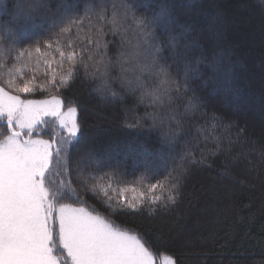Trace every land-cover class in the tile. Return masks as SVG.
<instances>
[{
	"label": "snow or ice",
	"instance_id": "obj_1",
	"mask_svg": "<svg viewBox=\"0 0 264 264\" xmlns=\"http://www.w3.org/2000/svg\"><path fill=\"white\" fill-rule=\"evenodd\" d=\"M73 4H61L52 13L47 0H0V8L12 9L10 22L0 23V264H153V254L143 236L97 211L84 194H102V203L111 215L140 211L146 201L167 210L169 203H176L181 180L188 172L183 162L191 158L190 163H205L206 158L197 161L190 151L181 156L182 163L165 178L167 187L175 191V196L169 195L167 200L159 195L146 197L143 192L139 198L127 200L123 190L117 199L109 192L115 191L111 181L119 182L121 174L118 170L101 174V169L111 163L110 153L103 150L104 141L87 135V128L78 119L77 106H65L57 96L35 100L20 94L70 86L78 67L83 68L85 81H98L94 89L97 93L117 96L119 93L111 87L115 80L126 92H139L138 101H147L146 107L156 111H146L142 119L125 126L142 127L144 120L151 121L150 127L159 129L167 143L183 132V122L173 105V90L176 98L186 97L185 115L208 106V100L191 87L201 79L200 65L207 58H194L190 52L194 47L187 41L191 26L180 25L178 31H171L170 26L179 21L173 19L171 5L166 2L151 16L142 17L136 12L151 4L139 0H113L111 17L104 0L98 7L89 5L82 14H78V0ZM45 24L46 39L20 46L23 40L42 32ZM106 24L112 25L113 35L121 36L115 77L113 62L107 58ZM131 25L135 26L134 44L126 35ZM157 28H161V34L168 33L166 40L157 35ZM53 53L58 54V60ZM34 54H39L36 69L41 63L49 69L53 63L62 66L68 62L71 67L66 73L53 69L50 77L38 82ZM168 60L182 65V78L172 76ZM207 66L213 75L202 87L215 83L218 94L223 92L239 111L242 101L233 86L234 61L218 53ZM29 72L33 74L25 78ZM213 120L223 126L215 116ZM164 121H170L167 131ZM140 153L146 165L150 159L164 158L163 153L143 146ZM158 186L163 190L166 185L162 181L150 183L148 193ZM156 211V207L149 209V216Z\"/></svg>",
	"mask_w": 264,
	"mask_h": 264
},
{
	"label": "trees",
	"instance_id": "obj_2",
	"mask_svg": "<svg viewBox=\"0 0 264 264\" xmlns=\"http://www.w3.org/2000/svg\"><path fill=\"white\" fill-rule=\"evenodd\" d=\"M47 2L52 13L61 4H73V0ZM139 2L150 3L151 7L140 8L136 12L137 17L151 16L161 3L170 4L173 19L179 21L178 25L170 26L171 31H178L180 25L191 26L187 41L194 47L190 52L195 54L194 58H207L200 65L201 79L191 85L208 100L207 107L193 115H185L186 97L176 98L173 90L177 118L183 122V132L179 137L164 143L160 130L151 128V121L147 120L143 121L142 127H126V123L142 119L146 111L156 109L146 107L147 101L139 102V92L123 90L119 80L111 83L119 93L117 96L95 92L98 81H85L83 68L78 67L70 86L49 87L45 91L20 95L35 100L57 96L65 106H77L78 119L87 128V135L104 141L103 150L110 153L111 163L101 169V174L117 170L121 174L119 182L111 181L115 191L109 192L117 199L123 190L127 200L139 198L142 192L146 197L159 195L162 200H167L169 195L175 196V191L167 187L169 182L165 178L168 172L182 163L181 156L190 151L197 161L206 158L205 163H190L191 158L183 162L188 172L181 180L176 203H169L167 210L146 201L140 211L111 215L102 203V194H84V199L97 211L122 228L133 229V234H141L156 264H163L165 256L172 258L175 264H264V0ZM100 3L101 0H78V14H82L89 5L98 7ZM112 3L113 0H104L108 17H111ZM11 17L10 7L7 10L0 8V23H9ZM111 27V24H106L108 34L104 40L108 42L107 58L113 62L112 77H115L118 75L116 60L121 50V36L113 35ZM134 27L131 25L126 34L133 44ZM47 29L45 24L42 32L23 40L20 46L26 47L37 40L42 42L47 38ZM156 32L161 40L167 39L168 33L161 34V28ZM218 53H224L234 61L233 86L242 101L239 111L223 92L218 94L215 83L202 87L204 80L213 75L207 65ZM37 55L33 56V64L38 82L50 77L53 69L57 73H66L71 67L64 62L62 66L53 63L49 69L41 63L36 69ZM53 55L59 59L58 54ZM11 63L9 61V65ZM167 63L171 64L172 76L182 78V65L172 60ZM224 66L228 67L227 64ZM32 74L27 73L25 78ZM165 111H161L160 116ZM205 112L206 116L203 115ZM213 116L223 126H218ZM169 123L164 121V131H167ZM229 124L232 125L230 128L227 127ZM240 129L244 131L240 132ZM140 146L163 153L164 158L150 159L146 165ZM141 177H145L142 182ZM157 181L164 182L165 189L158 186L148 193L147 185ZM153 207L157 211L149 216V209Z\"/></svg>",
	"mask_w": 264,
	"mask_h": 264
},
{
	"label": "rangeland",
	"instance_id": "obj_3",
	"mask_svg": "<svg viewBox=\"0 0 264 264\" xmlns=\"http://www.w3.org/2000/svg\"><path fill=\"white\" fill-rule=\"evenodd\" d=\"M51 99V98H48ZM42 100H46V99H42ZM154 257V255H153ZM153 264H156L155 258L153 259ZM163 264H175L174 260L168 256H165L163 258Z\"/></svg>",
	"mask_w": 264,
	"mask_h": 264
}]
</instances>
